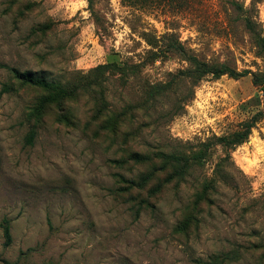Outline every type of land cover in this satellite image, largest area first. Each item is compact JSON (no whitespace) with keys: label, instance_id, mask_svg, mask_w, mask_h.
Listing matches in <instances>:
<instances>
[{"label":"rangeland","instance_id":"rangeland-1","mask_svg":"<svg viewBox=\"0 0 264 264\" xmlns=\"http://www.w3.org/2000/svg\"><path fill=\"white\" fill-rule=\"evenodd\" d=\"M174 7L0 0V225L7 220L11 233L5 246L0 226V264H264V120L243 144L223 142L264 107L250 75H264V53L242 21L264 35V0ZM144 33L159 45L174 35L199 59L250 74L195 87L178 78L188 64L177 56L147 62ZM112 63L141 66L126 77ZM12 71L79 93L50 94ZM158 84L166 90L116 136V112ZM158 150L201 165L152 191L161 163L129 154ZM220 161L233 163L228 175L213 173ZM150 172L135 190L131 182ZM212 178L213 203L197 213L194 196Z\"/></svg>","mask_w":264,"mask_h":264},{"label":"trees","instance_id":"trees-1","mask_svg":"<svg viewBox=\"0 0 264 264\" xmlns=\"http://www.w3.org/2000/svg\"><path fill=\"white\" fill-rule=\"evenodd\" d=\"M123 2H129L132 6H136L139 9H144L146 6H153L154 8H157L158 5L164 4L173 6L174 8L178 10V12H182L185 9H187L195 0H121ZM89 5H92L93 0H88ZM234 6L237 10H240V7L234 3ZM242 21L244 23V26L246 30L250 33L253 42L255 44V47L258 49L259 53H264V35H261L257 30L255 29V24L253 21H251L248 17L243 16ZM143 38L145 39L147 45L150 47V51L148 52V63H155L156 59H158L161 54H169L177 56L181 61L188 64V68L186 70L180 71L178 74L179 79H185L190 78L192 84L196 87L200 82L207 78L217 79L221 76L227 75L232 78H243L248 76L250 74L249 72H241L238 73L235 70L229 68L225 64H217V63H208L206 61H203L199 59L197 56L189 53V51L183 46V44L175 38L174 35L169 36H163L162 40H167V43L163 45H159L160 41L156 39L155 37H152L149 33H144ZM111 67L114 68V70L122 72L123 75L126 77L128 76L127 71H130L132 76H135L138 72L139 65H132L127 66V68L120 67L115 63L110 64ZM102 67H99L98 69H101ZM15 78L20 81L21 83L29 84L32 86L39 87L41 89H44L48 91L50 94H68V96L77 95L79 93L78 89H72L71 93H65L64 88L61 86H58L54 83H49L46 80L38 79L33 77L30 74H22L18 71H12ZM251 78L253 80V84L260 88L261 90H264V75L263 74H250ZM154 85L150 86L147 93H145L143 100L141 104L137 105L136 103H128L126 107H124L121 112H116L115 117L116 121L115 124L112 127L113 133L117 136V134H122L124 137H126V133L121 132L120 128L125 124H131L134 120V117L136 115V112L138 113V110L140 106H146L148 109L151 108V106L148 103H153L156 101V98L158 95L160 96L161 92L166 90L165 85ZM5 90H8L7 88ZM48 100H53L54 97L47 98ZM264 120V107L263 110L258 111L255 113L248 121L242 123L240 125V130L233 135L230 136L229 139H225L223 142L226 144V146H230L229 148H235L248 139L251 129L256 126V124L260 121ZM131 134V133H130ZM35 133L34 131H31L27 137H26V144L32 145L34 140ZM151 155L147 154H140V153H131L129 154V158L133 161H142L146 156L148 159H151L152 161L155 159L161 163L159 169L156 171H162L164 172L163 176L164 179L162 182H159L155 187H152V191H158L161 189V187L168 185L172 182H179L183 181L190 173V171L194 168L195 165L199 166L201 165L200 161H184L180 156L173 155L171 153H166L162 150H158L155 152L150 153ZM220 161L217 163L214 167L213 173L215 175H228V169L226 165H233L231 161ZM225 163V164H224ZM154 173L150 172L149 174L145 176H141L140 183L131 182L132 186L135 187V190L143 191L146 189L145 184L152 178ZM215 178L205 180L203 184L200 185V188L198 189V193L194 196L195 202L193 204V211L200 212L201 205L203 203L211 204L213 203L212 198L210 195L213 193ZM140 187V188H139ZM3 238L5 240L4 245L9 246L11 243V233H10V225L7 220H4L1 223ZM4 264H12L2 261Z\"/></svg>","mask_w":264,"mask_h":264}]
</instances>
